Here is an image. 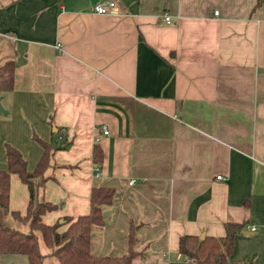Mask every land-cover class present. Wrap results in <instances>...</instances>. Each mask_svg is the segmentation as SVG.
<instances>
[{
  "label": "crops",
  "instance_id": "0c3cea01",
  "mask_svg": "<svg viewBox=\"0 0 264 264\" xmlns=\"http://www.w3.org/2000/svg\"><path fill=\"white\" fill-rule=\"evenodd\" d=\"M102 1L0 0V65L15 62L0 94V169L5 144L28 170L43 152L35 137L49 144L34 197L57 205L41 219L59 232L63 217L89 211L93 186L113 187L91 231L95 255L123 254L132 223L131 264H196L179 236L220 237L238 222L255 229L234 235L229 262L264 264V0H115L116 11L94 12ZM28 201L10 173L7 222L24 232L11 212ZM0 264L28 260L8 253Z\"/></svg>",
  "mask_w": 264,
  "mask_h": 264
},
{
  "label": "trees",
  "instance_id": "16d2710c",
  "mask_svg": "<svg viewBox=\"0 0 264 264\" xmlns=\"http://www.w3.org/2000/svg\"><path fill=\"white\" fill-rule=\"evenodd\" d=\"M14 68V60H7L0 65V94L12 89ZM35 139L43 147V152L33 170H28L25 158L16 148L5 144L7 168L0 169V255L22 253L27 256L28 264H43L44 255L39 250L34 232L39 230L44 243L52 248L51 255L56 258L54 264H131L133 258L141 253L137 248V226L132 223L127 234V249L123 254L95 255L90 251L91 231L104 224L103 211L112 203L113 187L93 186L89 194V211L75 218L63 217L67 226L61 232L57 231V223L46 224L42 221L41 215L57 205L49 201L35 200L36 183L33 178L43 174L48 165L50 150L47 142L38 137ZM92 157L95 163L100 164L102 151L97 144L93 146ZM10 173H16L29 191L24 215L21 216L17 210L11 212L14 218L28 222L29 230L26 232L10 226L7 222ZM241 228L242 223L225 222V233L220 237L182 234L178 238V251L196 264H252L249 261L229 262L227 258L233 246L234 235Z\"/></svg>",
  "mask_w": 264,
  "mask_h": 264
},
{
  "label": "built area",
  "instance_id": "2783aa9c",
  "mask_svg": "<svg viewBox=\"0 0 264 264\" xmlns=\"http://www.w3.org/2000/svg\"><path fill=\"white\" fill-rule=\"evenodd\" d=\"M118 9L117 7V3L115 2V0H106V1H102V2H98L96 4H94L92 6V10L96 13H107V12H111V11H116ZM217 10L214 11V14H217ZM162 20L165 23H169L170 22V16L169 14L163 13L162 14ZM102 133L103 134H107L108 133V129L105 126H102ZM217 178H221V175H217ZM132 180H130V182H132ZM248 230H254L255 226L254 225H249L247 226Z\"/></svg>",
  "mask_w": 264,
  "mask_h": 264
},
{
  "label": "water",
  "instance_id": "95a60500",
  "mask_svg": "<svg viewBox=\"0 0 264 264\" xmlns=\"http://www.w3.org/2000/svg\"><path fill=\"white\" fill-rule=\"evenodd\" d=\"M1 107V105H0ZM107 212L106 211H103V216H106ZM242 233H250L248 230H241ZM204 234H200V237H202Z\"/></svg>",
  "mask_w": 264,
  "mask_h": 264
},
{
  "label": "rangeland",
  "instance_id": "374dc122",
  "mask_svg": "<svg viewBox=\"0 0 264 264\" xmlns=\"http://www.w3.org/2000/svg\"><path fill=\"white\" fill-rule=\"evenodd\" d=\"M48 262H49V255L43 259V264H48Z\"/></svg>",
  "mask_w": 264,
  "mask_h": 264
}]
</instances>
